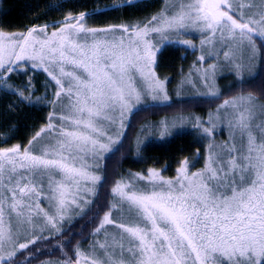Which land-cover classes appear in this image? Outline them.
Masks as SVG:
<instances>
[{
    "label": "snow or ice",
    "instance_id": "6c2138e0",
    "mask_svg": "<svg viewBox=\"0 0 264 264\" xmlns=\"http://www.w3.org/2000/svg\"><path fill=\"white\" fill-rule=\"evenodd\" d=\"M134 4L124 0L114 9ZM90 15L69 13L25 33L0 31V88L16 97L8 107L31 102L26 93L35 95L37 73L53 89L51 98L46 92L37 100L54 106L27 145L0 147V225H9L0 227V264H34L39 244L53 238L46 232L57 233L66 264H264V94L251 93L225 99L208 120L189 117L204 138L216 135L217 116L233 133L224 144H208L202 168L192 171L184 159L174 178L162 176L165 167L114 180L111 201L93 217L89 235L99 239L64 251L71 244L61 239L64 214L89 203L90 188H103L100 154L110 151L113 135L126 136L125 112L138 110L130 102L150 91L164 102L155 106H169L153 68L170 37L195 29L205 52L218 49L196 62L198 69L204 63L210 88L219 72L243 70L237 53L254 58V42L264 46V0H176L140 24L109 28L86 26ZM175 42L195 49L189 40ZM217 56L223 60L208 64ZM45 203L47 211L40 207ZM37 223L40 229L29 234L28 225Z\"/></svg>",
    "mask_w": 264,
    "mask_h": 264
},
{
    "label": "trees",
    "instance_id": "16d2710c",
    "mask_svg": "<svg viewBox=\"0 0 264 264\" xmlns=\"http://www.w3.org/2000/svg\"><path fill=\"white\" fill-rule=\"evenodd\" d=\"M113 3V0H0V29L4 32L25 33L29 28L51 25L54 22L63 21L69 13L79 14L80 12L92 13L86 20L95 25H137L146 17L160 12L164 6V0H155L119 9L95 11ZM54 4L58 5L53 6ZM255 42L260 49V63L258 73L250 80L233 83L216 98L178 100L167 104L169 106L149 105L135 111V114L131 116V126L127 128L126 136L119 148L104 161L103 173L106 182L103 188H99L89 208L91 211L88 209L76 220L66 224L62 230L65 235L61 239L71 241L67 250L78 243L82 247L90 244L93 237L89 235L94 227L93 217L97 210L109 203L110 189L114 180L120 179L130 171H145L149 168L162 170L167 167V171L164 172L173 176L179 162L196 155V151L201 148L191 133L183 132L168 140L148 144L136 157L133 150L134 138L144 121L156 120L175 113L212 109L225 99H230L240 93H251L256 97L264 94V46H261L259 40ZM187 52L189 51L186 47L176 45L165 47L158 60L159 74L162 77L168 74L176 76L179 65L185 63ZM12 101H16L13 95L0 93V135L10 134L7 143L0 142V147H10L17 143L27 145L34 131L44 125L45 117L48 116V109L26 104H19L17 109H11L8 105ZM56 235L50 241L39 244L41 251L34 264H39L50 257L64 259L62 251L56 250ZM51 246L54 248H49Z\"/></svg>",
    "mask_w": 264,
    "mask_h": 264
},
{
    "label": "rangeland",
    "instance_id": "374dc122",
    "mask_svg": "<svg viewBox=\"0 0 264 264\" xmlns=\"http://www.w3.org/2000/svg\"><path fill=\"white\" fill-rule=\"evenodd\" d=\"M113 1H114L113 4L106 6V7L98 8L95 11L109 10L111 8H114L115 5L121 4L124 2V0H113ZM144 1L153 2L155 0H135L134 5H137L139 3L142 4ZM175 2H176V0H164L163 8L166 5H170V4H173ZM57 5L58 4H54L53 6H57ZM85 24H86V26L93 27V28H109V27H112V26L95 25V24H93V22H91V21L89 22L88 20L85 21ZM61 26H63V25H61ZM120 26H126V25H120ZM37 28H40V27H37ZM56 30H58V29H53V28H47L46 29L48 34H50L52 31H56ZM0 31H1V29H0ZM5 33L9 34V35L18 34V33H12V32H5ZM117 35H119V33H117ZM170 38L173 42L164 46L163 49L165 47H167L168 45H176V46L183 47L184 45L182 43H176L175 42L177 40H181V41L182 40H189L192 44L195 45V49H193L192 47H186V49L189 52H187V54H186V59L184 61L185 63L179 65V67H178L179 69L176 71V76H174L170 73L171 75L168 74L165 77H162L159 74V71H158V62L159 61L158 60H159V56H160L162 51L157 55V57H156L157 63L154 66L153 70L156 72L157 77L162 82H164V91L168 95V101L166 102L167 104H170L174 101H178V100L181 101V100H185V99L216 98V97L211 95V93H213V92H216L218 94L217 97H219L221 95V93L225 89L229 88L233 83L234 84L239 83V82L243 83V82L248 81L251 78L255 77L256 74L258 73V68H259V63H260V49H259L258 45L256 44V42H254V50H255L254 58H250L253 55L251 52L248 53L247 56H240V54L237 53V56H239L240 59L244 63L243 70L238 75L234 74L232 72H229L227 70L219 72L217 74V76L212 80L213 87L210 88L203 82V69L205 67L204 63L201 62L199 69H198L196 62H197V59L202 55L206 56L209 53H211L212 55H216V51H218V49L216 51H213V49L211 47H208V51L205 52L206 45L201 44V40H203L204 37L202 36V34L199 31H197L195 29L188 30V34L181 33L179 36L172 35ZM89 42H91V41H89ZM161 45H164V41H161V44L157 45V48L161 47ZM220 60H223V57L217 56L215 60H209L208 64L218 63ZM138 75L139 74L137 73V76ZM13 80L15 81L16 84L21 83V78L19 76L13 75ZM34 87L36 89L34 96H31L30 93H26V95H30L31 102L30 103H24V104L29 105V106H33L36 108L48 109V114H49L53 110L54 106L49 104L48 100H37V97H44L46 92H47V96L49 98L52 97L53 89H52L51 85L46 84L45 75L40 74V73H37L34 75ZM1 92L10 94L7 91V89H4V88H0V93ZM153 94L154 93H152L150 91L142 92L140 101L136 102L135 99H133V101L130 102L129 107L130 108H137L139 110V109L146 107V106H149V105L155 106L157 104L164 103L162 101H154L152 99ZM240 95L246 96L248 94L247 93H240L238 95L233 96L232 98H235L236 96H240ZM219 105L215 108L200 111V112L190 111V112H184V113H175L173 115L163 116V117L158 118L156 120L144 121L142 123V125L139 127L138 133L136 134V136L134 138L133 150H134L135 156L138 157L141 154L143 148L146 147L148 144H151L154 141H157V142L165 141V140H168L172 137L179 135L180 133L188 132V133H191L192 136H194V138L196 139L198 144L201 146V148L198 149V151H196L197 154H199V155L196 154V155L192 156L191 158H188V160L191 162V164L194 165V167H192L191 170L192 171L199 170L200 168L203 167L205 159L207 158L208 144L210 142L215 143V144H224L226 141L230 140L233 133L229 131L227 121H222L220 119V117L217 116L216 117V135L210 139L204 138L202 136L201 132L194 130L192 121L189 119V117L196 116V117H202L203 119L208 120L209 115L215 113V111L219 107ZM131 116L132 115H129L127 111L125 112V115L123 117V124L125 125L126 129L128 128L127 125L129 123V121L131 120ZM180 118H183V119H180ZM161 121H164L165 123L162 125L160 123ZM257 122L259 123V121H257ZM120 123H121V121L118 119L117 120V128H120ZM221 124L224 125L223 130H221ZM120 130L122 132L124 131V129H120ZM126 132H127V130H126ZM9 137H10V134L0 135V142L4 143L5 141H7L9 139ZM124 137L122 138L121 136L113 135L112 142L109 143V150L110 151L109 152H102L100 154L101 155L100 165H101L102 169H103V165H104V161H105V159H103V157L104 156L108 157L110 154H112L114 151H116L119 148L120 144L122 143ZM104 142L108 143V141H104ZM149 169H153V168H149ZM149 169H147L145 171H130L128 173H132V174L139 173V174L143 175V174H146ZM155 169L157 171H161V169H157V168H155ZM96 174L104 176L103 171L97 172ZM127 174H124L123 176L125 178H127ZM161 174L165 179H170V178L175 177V174L173 176H169L164 171H162ZM141 183H143V182H141ZM98 190H99V187H97L95 189L90 188L88 195H86L84 197V199L86 201H88L89 203H87V204L81 203L80 207L78 209H75V210L69 209L64 214L65 215V221H61V223L63 224V228L66 224L71 223L74 220H76L78 217H80L85 211H87L92 206L93 201L95 200V198L97 196ZM110 201H111V197H110L109 202ZM40 207L42 209H44L45 211H47L46 203L41 204ZM32 215L35 216V210L34 209L32 211ZM4 219H5V221H7L8 220L7 216H5ZM8 226L9 225L7 223L0 225V227H2L5 231H7ZM19 227H20V231L23 232L24 225L22 222L19 225ZM33 227H35V229L38 231L40 229V224L37 223L35 226L29 224L28 225L29 234H30L31 230L33 229ZM63 228L61 229V231L63 230ZM56 234H57L56 232H52L50 234H48L46 232V235H51V237L55 236ZM93 239H99V237H92L91 241ZM91 241H90V243H91ZM80 246H81V250H84V249L89 248L90 244L85 246V247H82V245H80ZM73 247H75V245L70 247V249ZM49 248L53 249L54 246H51ZM64 251H67V249H64ZM42 262H44V264H66L64 259H58L56 257H52V258L50 257L49 259H46ZM39 264H41V263H39Z\"/></svg>",
    "mask_w": 264,
    "mask_h": 264
},
{
    "label": "crops",
    "instance_id": "0c3cea01",
    "mask_svg": "<svg viewBox=\"0 0 264 264\" xmlns=\"http://www.w3.org/2000/svg\"><path fill=\"white\" fill-rule=\"evenodd\" d=\"M184 47V46H183ZM185 48V47H184ZM185 57V56H184Z\"/></svg>",
    "mask_w": 264,
    "mask_h": 264
}]
</instances>
